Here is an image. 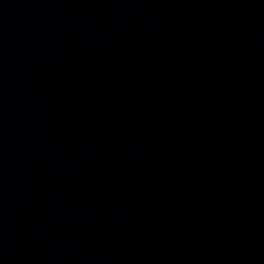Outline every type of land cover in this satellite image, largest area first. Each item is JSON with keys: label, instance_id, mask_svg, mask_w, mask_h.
<instances>
[{"label": "water", "instance_id": "water-1", "mask_svg": "<svg viewBox=\"0 0 264 264\" xmlns=\"http://www.w3.org/2000/svg\"><path fill=\"white\" fill-rule=\"evenodd\" d=\"M0 264H264V0H0Z\"/></svg>", "mask_w": 264, "mask_h": 264}]
</instances>
